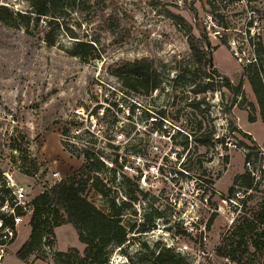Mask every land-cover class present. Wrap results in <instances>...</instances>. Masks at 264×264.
Here are the masks:
<instances>
[{"label": "rangeland", "instance_id": "obj_1", "mask_svg": "<svg viewBox=\"0 0 264 264\" xmlns=\"http://www.w3.org/2000/svg\"><path fill=\"white\" fill-rule=\"evenodd\" d=\"M245 2L228 0L217 5L215 0H77L60 29H53V45L44 40L49 30L45 18L38 24L31 23L28 29L0 21L1 174L7 171L37 193L54 181L53 171L64 178L79 167L87 150L104 163L98 175L107 191L105 196L87 187L90 201L108 212L109 198L121 202L128 200L129 194L137 197L122 214L128 230L135 226L122 245L109 246L105 264H148L152 250H174L185 243L194 250L204 248L206 255L201 259L207 264H237L218 256L217 245L221 240L227 247L232 244L236 240L235 225L243 218L250 220L264 203V174L251 190L233 185L234 177L246 170V147L238 142L264 148V120L248 82L246 65L232 55L237 42L245 41L247 47L246 37L251 32L258 38L256 49L262 47L264 51V1L253 16ZM0 4L13 13L29 10L26 0H0ZM171 13L182 16L184 23L178 25ZM215 20L220 27L215 26ZM199 23L205 27L204 38ZM67 29L84 40L97 38L98 56L82 61L70 55L73 38ZM187 32L194 34L206 55L211 56L213 66L208 72L213 79L221 81L220 76H227L232 84L241 82L242 96L226 87L192 91L207 78L192 59ZM143 57L153 63L162 80L149 94L127 90L110 73L118 62ZM177 74H181L179 79ZM127 106L138 108L140 113L127 118ZM149 115L156 119L152 124L146 120ZM251 117L253 121H249ZM156 128L160 135L152 138ZM164 132L173 135L172 149L182 150L186 173L177 179L166 175L152 182L148 190L140 189L134 173L124 166L133 167V157L138 154L146 157L147 164L159 157L168 146V141L161 138ZM195 135L210 138L212 143L203 145L195 141ZM155 139L161 151L152 155L150 146ZM127 178L131 181L126 186ZM133 182L137 184L135 192L130 191ZM233 194L236 198L229 202L227 198ZM194 213L204 231L193 236L182 229ZM64 218L59 212L58 225L53 226V236L49 237L54 244H41L24 261L81 264L84 244ZM147 219L152 226L139 231V225ZM29 225H22L10 246L11 262L19 259L16 252ZM262 232L259 226L255 234ZM261 236L264 238L263 233ZM57 251L69 255L59 257ZM243 261L264 264V249L256 250L249 244Z\"/></svg>", "mask_w": 264, "mask_h": 264}, {"label": "trees", "instance_id": "obj_2", "mask_svg": "<svg viewBox=\"0 0 264 264\" xmlns=\"http://www.w3.org/2000/svg\"><path fill=\"white\" fill-rule=\"evenodd\" d=\"M26 1L29 10L25 13H13L6 5L0 4V21L9 26L28 29L31 23L38 24L41 19L45 18L44 22L49 30L45 32L44 40L47 45H53L55 42L54 35H56L52 33L53 29H60L64 16L76 6L77 0ZM171 16L178 25L184 23L182 16L172 13ZM197 25L203 38L206 37L205 27L201 23ZM67 30L69 31L67 34L73 38L69 49L70 55L77 56L82 61H89L98 56L96 54L99 50L97 48V43H99L97 38L84 40L77 37L72 30ZM187 42L192 59L201 68L203 76L207 78L200 86L192 88L193 92L220 90L221 87H226L235 95H243L241 82L232 84L227 76L218 74L217 76H220L222 80L215 81L213 79L211 73L208 72L210 56L206 55L197 37L191 32H187ZM256 52L258 55L257 61L246 65V75L255 96L259 113L264 120V51L261 47L256 49ZM213 72H216V70L213 69ZM110 73L119 78L121 84L127 90L140 91L143 94H149L157 89L162 82L159 71L146 57L118 62L110 70ZM180 77L181 74L176 75V78L179 79ZM130 109L133 111V108L130 107ZM253 120L254 118L251 117L249 121ZM244 135L250 138L245 132ZM194 139L203 145L212 143L210 138L195 135ZM216 139H219V137ZM220 141H223V137L220 138ZM238 145H243L248 149L245 152V161L257 159L259 148L254 143L247 146L238 142ZM83 153L84 161L79 167L59 182L46 186L34 199V209L30 219V233L28 239L18 248L17 258L25 260L41 244L47 243L50 247L54 244V240L49 239V237L53 236V226L58 225L59 212L65 216L63 221L70 223L76 229L79 241L84 244L81 264H105L109 246H120L126 241L128 231L132 230L135 225L132 224L128 230V227L122 222V214L126 208L131 206V201L136 200L137 197L129 194L128 200H122L121 202H116L114 197L109 198L108 212L97 207L88 199L86 189L87 187L93 188L100 194L107 196V191L102 187L104 186L102 178L98 175V170L105 166L97 155L91 154L87 150ZM112 161L116 162V160ZM127 180L129 183H126V186L131 181L129 178ZM236 184H241L246 189H253L255 185L253 176L247 169L234 177L233 185ZM130 187V191L135 192L137 184L133 182ZM137 191L143 194L138 188ZM230 191H233L232 188H230ZM149 226H152V221L147 219L146 222L139 225V231H145ZM259 226L263 227L262 233L264 234V203L261 204L259 210L250 220L243 218L240 223L235 225L233 235L236 240L232 244L227 247L224 240L219 242L216 248L217 255L236 261L237 264H244V254L249 244L256 250L264 249V238H261L262 233L255 234ZM43 238H45L44 241H42ZM56 254L59 257L69 255L67 252L60 251H57ZM148 264H190V262L171 248L160 247L151 251Z\"/></svg>", "mask_w": 264, "mask_h": 264}, {"label": "built area", "instance_id": "obj_3", "mask_svg": "<svg viewBox=\"0 0 264 264\" xmlns=\"http://www.w3.org/2000/svg\"><path fill=\"white\" fill-rule=\"evenodd\" d=\"M227 1L228 0H215V4L221 5L225 4ZM245 1L246 6L249 5L251 8L250 12L253 16L257 6L264 0ZM255 23L256 19L252 21V24L248 27V29L251 30ZM215 26L220 27L216 20ZM215 33L219 35V31L215 30ZM253 35L254 32H251L249 37H246L249 43L247 47H244L245 41H239L233 48L234 52L232 55L237 58L238 62L245 65L250 62L257 61L258 56L256 54V44L258 42V38H254ZM137 113H140V110L136 108L131 111L130 106H127L124 110V115L127 118L135 116ZM146 120L150 124L156 121L155 117L152 115H149ZM158 134L160 135L159 130L156 128L151 133V137L154 138L155 136H158ZM119 135L121 136V134ZM161 138L168 141V146L166 148L167 150L159 157L151 159L147 164L145 162L146 157L138 154V156L133 157L135 158V164L133 167H128L127 165L124 166V169L131 170L132 173H134L132 177L136 179L140 189L148 190L152 185V182H156L162 177H166V175H170L173 179H177L178 177H181L182 172L186 173L182 166L184 159V156L183 158L181 157L182 150H179V148L176 147L172 149L173 135L170 132H164L161 134ZM159 145L160 143L158 140H153L150 146L152 155L161 151L159 150ZM236 146L237 144L233 145V147ZM243 150L247 151L248 149L243 148ZM245 166L253 176L254 183H257L264 174V148H259L256 160L245 161ZM51 177L54 181L51 182L49 186L59 182L63 178L58 171H53L51 173ZM42 191L43 189L37 193H32L31 188L27 183L14 179L7 171H3L2 174L0 172V264H31L30 262L20 259H15V262H11L9 249L17 237L22 225L25 223L28 225L30 224L31 215L34 209V199ZM236 196L238 197L239 194H236ZM235 198L234 194L233 197H230L227 200L229 202H234ZM204 201H206V198H204ZM189 217V221L183 225V233L192 234L194 236L196 233L204 231V225H201L200 218L196 213L190 215ZM174 252L184 256L190 264H207V261L204 258L201 259V256L206 255L204 248L197 247V249L194 250L193 247L185 243L174 248Z\"/></svg>", "mask_w": 264, "mask_h": 264}, {"label": "crops", "instance_id": "obj_4", "mask_svg": "<svg viewBox=\"0 0 264 264\" xmlns=\"http://www.w3.org/2000/svg\"><path fill=\"white\" fill-rule=\"evenodd\" d=\"M256 140V139H255ZM257 141V140H256ZM22 228H20V230H21ZM20 230H19V232H20ZM29 233H30V225L28 226V231H27V234L25 235V237H24V239L21 241V243L19 244V246L25 241V239L29 236ZM18 235V234H17ZM18 246V247H19Z\"/></svg>", "mask_w": 264, "mask_h": 264}, {"label": "water", "instance_id": "obj_5", "mask_svg": "<svg viewBox=\"0 0 264 264\" xmlns=\"http://www.w3.org/2000/svg\"><path fill=\"white\" fill-rule=\"evenodd\" d=\"M209 66H210V67H212V66H213V64H212V58H211V56L209 57Z\"/></svg>", "mask_w": 264, "mask_h": 264}]
</instances>
